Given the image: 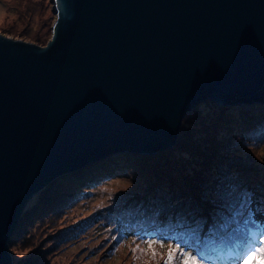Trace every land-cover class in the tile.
Returning a JSON list of instances; mask_svg holds the SVG:
<instances>
[{
    "label": "water",
    "instance_id": "obj_1",
    "mask_svg": "<svg viewBox=\"0 0 264 264\" xmlns=\"http://www.w3.org/2000/svg\"><path fill=\"white\" fill-rule=\"evenodd\" d=\"M37 46L0 34V264L52 180L171 149L212 101L264 104V0H53Z\"/></svg>",
    "mask_w": 264,
    "mask_h": 264
},
{
    "label": "trees",
    "instance_id": "obj_2",
    "mask_svg": "<svg viewBox=\"0 0 264 264\" xmlns=\"http://www.w3.org/2000/svg\"><path fill=\"white\" fill-rule=\"evenodd\" d=\"M205 107L209 108L208 112L214 113V116H209V119L212 120L211 126L213 127L211 130L214 132L212 139L216 138V142H197L195 147H191L187 143L189 148H186L185 151L175 144L176 146L174 145L173 148L153 156H139L129 153L116 154L92 162L52 180L33 195L25 205L17 227L8 240L9 249L15 243L16 237L23 234L27 227L33 226L36 229H40L41 226H38V223L40 224L43 219H45L44 224L49 223L50 217L56 215L48 216L47 213L60 210L61 200L64 198L70 202L72 197L78 194L80 190L91 187V185L102 178L119 177L122 174L127 175V172L135 173L137 178L148 172L147 181L149 182H145L147 185L141 187L140 183L135 188H146L148 197L151 196V198L157 199L158 205L169 211V217L159 213L160 208H156L153 211L152 208H150L151 210L146 208L145 212L143 210L140 211L145 214V217L141 218L143 221L137 218L140 212H136L135 215V211L132 210L128 216L120 214L119 216H123L126 222L130 220V223L135 224L136 234L146 238L158 239L163 232L166 238L177 232L181 236L178 243L184 244L186 247L198 241L199 243L195 245L197 246L195 250L198 249L201 256H204L209 263H214L212 257L221 258V247H224L222 257L225 254L224 252H228L223 258L226 263H235L248 250V244L253 239L256 240L260 234L264 236V210L262 207H256L259 202L258 198L261 196L258 194L259 188L255 187L256 185H259V187L262 185L264 191V177L251 179L246 175V172L252 173L253 169L259 170L261 168L259 165H254L255 162H260V159L253 157L252 154L250 156L253 159L246 158L244 161L248 163V166H236L226 152L228 148L225 145L228 142L224 141V139L230 140L221 137L222 135L224 137L233 135L236 138L246 139L249 136H259L261 140H264V104L247 106L237 104L224 107L212 101H206L184 116L176 137L177 142L181 140L180 134L183 132L185 127L183 125L188 117L200 112ZM175 149L179 158L172 161L170 153L176 151ZM182 153H184L183 157L181 156ZM162 155H169V160H160L158 165L150 163L151 166H148L147 159H155ZM227 157L229 159H225ZM221 168H225V170ZM257 175H262V173ZM136 178H134L135 181L137 180ZM240 181L241 186H244V183L247 184L244 186L245 188L239 189L243 192L248 191L252 199L248 202L245 194L240 193L238 195L239 202L251 207L248 217L245 218L246 220L240 221L242 215L236 214L240 219L232 221L231 216H234L237 210L232 215L228 213L227 208L229 210L233 208L230 203L234 195L232 189ZM253 184L255 185L253 186ZM76 190L77 192H75ZM140 194L142 195L141 192ZM211 194L215 195L216 198ZM253 197H257V199ZM127 201H129L128 197ZM143 203L145 207L149 206L145 202ZM143 206L142 208H145ZM241 208L242 205H240V210L244 212ZM146 217H154L155 220L151 221H156V223L150 224V219ZM170 217L172 219H169ZM167 221L169 222L168 224ZM239 221L252 223L254 226L250 229L254 234L251 235L252 238L241 240L243 226L235 227ZM172 223H175V228L171 225ZM42 229L46 230L47 227ZM173 229L176 230L173 232ZM230 236L236 238L230 239ZM53 238H55L54 233H49L47 236L43 235V245L46 246L55 241ZM227 242H231L232 245L225 246ZM48 246L52 248L51 244ZM42 256L39 254L33 255L25 264H43ZM12 264L14 263L12 262Z\"/></svg>",
    "mask_w": 264,
    "mask_h": 264
},
{
    "label": "rangeland",
    "instance_id": "obj_3",
    "mask_svg": "<svg viewBox=\"0 0 264 264\" xmlns=\"http://www.w3.org/2000/svg\"><path fill=\"white\" fill-rule=\"evenodd\" d=\"M53 9V0H0V34L37 46H45L51 37L52 26L56 17ZM208 109V107H205L200 112L192 114L186 120V123L183 125L185 126L183 132L180 134L181 140L175 142L182 150L188 149L189 145L195 147L197 142H216V138L212 139L214 132L211 130L213 127L211 126L212 120L209 119V116H214V113L208 112ZM221 138L230 140L224 139V141L228 142L225 145L228 148L226 152L236 166H248V163L244 161L246 158L253 159L250 154L260 159V162H255L254 164L261 167L259 170L253 169L252 173L246 172L249 178L253 179L255 177L261 179L264 177V140H261L259 136H249L246 139H242L236 138L233 135H230V137L222 135ZM177 153V150L170 153L172 161L179 158ZM183 154H181L182 157ZM168 156L162 155L155 159H147L146 162H148V166H151L150 163L158 165L160 160H166ZM221 169L225 170V168ZM127 173V175L122 174L119 177L102 178L91 185V187L80 190L78 194L72 197L70 202L65 198L61 200L62 205L60 210L47 213L48 216L56 215L50 217L52 220L50 219L49 223L44 224L45 219H43L42 222L40 221V224L38 223V226H41L40 229H36L33 226L27 227L23 234L16 237L11 249L8 247L13 258V260L11 258V264L12 262L14 264H25L31 256L38 254L43 255V264H163L169 245L178 243L181 236L179 233L174 232L176 229H173L175 234L168 236V238H166L163 232L158 239H163L166 243L164 248L157 249L160 255L155 261L150 258V255L143 256L140 259L134 258L132 249L136 245L146 248V245L141 243V241L151 238L136 234L137 229L134 226L135 224L130 223V220L126 222L124 217H120L119 215L128 216L132 210L135 211L136 215V212L142 210L145 212L146 208L149 210L152 208V211L160 208L159 213L165 215V217H169V211L160 207L157 199H153L151 196L148 197V190L146 188H135L140 183L141 187L147 185L145 182H149L147 181L148 172L137 178L135 177V173ZM258 173H262V175H257ZM134 178L137 180L135 181ZM246 184L244 183V186ZM244 186H241L240 181L232 189L234 195L230 203L233 205V208L232 210L227 208L228 213L232 215L237 210L235 215L231 216L232 221L240 219L236 214L242 215L240 221L246 220L245 218L248 217L250 212V205L240 204L239 202L238 195L240 193L245 194L248 202L252 199L248 191L243 192L239 189ZM255 187L259 188L258 194L261 196L258 198L259 202L256 207H262L264 210L263 186L259 187V185H256ZM128 193L130 194L128 195ZM213 196L216 198L215 195ZM127 197L129 201H127ZM253 198L257 199V197ZM143 202L149 206L145 207ZM240 205H242L241 209L244 212L240 210ZM142 206L145 208H142ZM143 212H140L139 216H137L139 220L145 217ZM148 219H150V224L156 223V221H151L155 220L154 217H149ZM169 219H172V217ZM240 221L235 227L243 226L241 240L252 238L251 235H254L250 230L251 227H254L252 223H242ZM171 225L175 228V223ZM43 227H47V229L43 230ZM49 233H54L55 235V238H53L55 241L50 243L52 248L48 246L50 244L45 246L42 243V236H47ZM174 237L176 238L173 239ZM261 237L262 234L257 236L256 241H259ZM234 238L230 236V239ZM198 243V241L195 242V245H198ZM227 245L231 246L232 243L227 242L225 246ZM223 248L221 247L222 250ZM196 250L199 252L198 249ZM222 250L221 258L212 257L214 263H209L204 256L202 258L206 260V264H240V258L235 263H226V260L223 258L228 252H224L225 254L222 257Z\"/></svg>",
    "mask_w": 264,
    "mask_h": 264
},
{
    "label": "snow or ice",
    "instance_id": "obj_4",
    "mask_svg": "<svg viewBox=\"0 0 264 264\" xmlns=\"http://www.w3.org/2000/svg\"><path fill=\"white\" fill-rule=\"evenodd\" d=\"M141 243H144L146 248L136 245L132 249L134 258L140 259L150 255L155 261L160 255L157 249L164 248L166 241L151 238L142 240ZM195 247V244L187 247L181 243L170 244L163 264H206V260L195 250ZM240 264H264V236L259 241L253 239L248 244V250L240 257Z\"/></svg>",
    "mask_w": 264,
    "mask_h": 264
}]
</instances>
